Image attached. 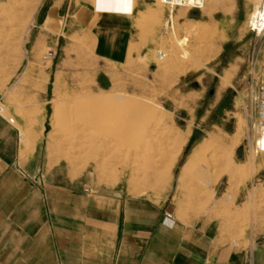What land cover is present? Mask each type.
Instances as JSON below:
<instances>
[{
  "label": "rangeland",
  "instance_id": "rangeland-1",
  "mask_svg": "<svg viewBox=\"0 0 264 264\" xmlns=\"http://www.w3.org/2000/svg\"><path fill=\"white\" fill-rule=\"evenodd\" d=\"M30 2L0 0V105L20 131V159L37 144L41 185L95 203L140 199L183 221L214 213L226 227L229 191L264 163L250 122L264 33L248 22L260 0L156 1L159 45L118 65L78 37L65 35L55 51L31 46Z\"/></svg>",
  "mask_w": 264,
  "mask_h": 264
},
{
  "label": "crops",
  "instance_id": "crops-1",
  "mask_svg": "<svg viewBox=\"0 0 264 264\" xmlns=\"http://www.w3.org/2000/svg\"><path fill=\"white\" fill-rule=\"evenodd\" d=\"M31 0V46L55 51L78 37L102 61L122 64L155 49L165 9L156 1ZM115 9H111L112 4ZM15 119L21 120L19 111ZM20 131L0 116V264H264V163L259 177L228 193L220 216L164 220L167 208L138 200L91 201L34 174L36 143L23 160ZM101 200V199H99Z\"/></svg>",
  "mask_w": 264,
  "mask_h": 264
},
{
  "label": "built area",
  "instance_id": "built-area-1",
  "mask_svg": "<svg viewBox=\"0 0 264 264\" xmlns=\"http://www.w3.org/2000/svg\"><path fill=\"white\" fill-rule=\"evenodd\" d=\"M121 1V0H119ZM142 2H153L159 1L162 5L167 7L168 9H173L178 6L188 7V8H197L201 9L205 3V0H140ZM113 2L117 3L116 0ZM259 13L254 18V21L248 22V26L251 32L255 34H263L264 33V0H260L258 6ZM172 23V11L168 10L165 27ZM160 54V52H159ZM250 100L253 105L252 115L250 117L251 122V131L254 138V148L256 152L264 151V61L261 65V71L258 74V77L253 82V87L250 90ZM0 116H3V108L0 105ZM5 120L8 124L13 125L14 119L11 116H6ZM19 174L23 178H28L34 183L40 184L42 183V177L38 173H34L33 175H28L21 168H18ZM164 220L167 221L168 225H172L173 223V215L171 212L165 211Z\"/></svg>",
  "mask_w": 264,
  "mask_h": 264
},
{
  "label": "bare ground",
  "instance_id": "bare-ground-1",
  "mask_svg": "<svg viewBox=\"0 0 264 264\" xmlns=\"http://www.w3.org/2000/svg\"><path fill=\"white\" fill-rule=\"evenodd\" d=\"M206 4V0H205V3H204V5ZM204 5H203V7H204ZM258 6H259V3H256L255 4V6H254V8L255 9H253V11H252V13L250 14V21H254V18H256V16L258 15V13H259V10H258ZM195 26V25H194ZM187 27V26H186ZM188 28V27H187ZM190 28V27H189ZM192 30V29H191ZM159 56L162 58V56H163V54L162 53H160L159 54ZM204 146H206V143H204ZM228 147V146H227ZM225 150V149H224ZM223 151V150H222ZM192 161H194V158H192V159H190V160H188L187 161V164H186V167L190 164V163H192ZM185 167V168H186ZM190 169V168H189ZM186 172V171H185ZM184 172V173H185ZM186 174V173H185Z\"/></svg>",
  "mask_w": 264,
  "mask_h": 264
}]
</instances>
